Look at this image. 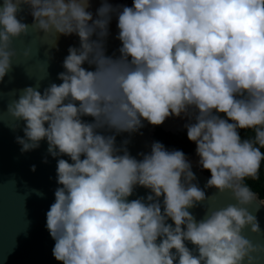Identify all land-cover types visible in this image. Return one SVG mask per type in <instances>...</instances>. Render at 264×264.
Listing matches in <instances>:
<instances>
[{
    "label": "clouds",
    "instance_id": "clouds-1",
    "mask_svg": "<svg viewBox=\"0 0 264 264\" xmlns=\"http://www.w3.org/2000/svg\"><path fill=\"white\" fill-rule=\"evenodd\" d=\"M25 6L31 25L20 16ZM89 8L90 0L0 4V82L12 71L14 40L30 26L79 37L57 74L61 83L42 92L26 86L7 105L17 121L11 128L23 122L20 152L46 140L58 158L46 213L53 257L62 264H255L264 244L242 233L264 232L256 215L264 199L246 183L261 179L264 164V0H103L95 18ZM113 15L119 55L106 54ZM172 116L187 118L197 163L210 172L204 188L230 191L236 201L199 221L189 209L208 197L182 150L156 141L137 159L127 139L116 144V135L139 131L143 121L160 125ZM242 129L254 135L242 138ZM138 186L150 192L129 200Z\"/></svg>",
    "mask_w": 264,
    "mask_h": 264
},
{
    "label": "water",
    "instance_id": "water-1",
    "mask_svg": "<svg viewBox=\"0 0 264 264\" xmlns=\"http://www.w3.org/2000/svg\"><path fill=\"white\" fill-rule=\"evenodd\" d=\"M103 0H90V8L95 18L96 10ZM133 0H108L115 5H132ZM3 0H0V4ZM23 22L31 25L33 18L27 6L20 13ZM117 17L113 15L109 24V35L106 40L108 55H119L117 51L121 42L116 38ZM96 37L93 36V39ZM69 46H79V37L76 34L64 36L56 34L54 30L44 33L33 27H29L28 34L15 39L13 47L17 50V56L13 58V68L2 82H0V264H62L55 260L52 248L55 241L46 227V213L50 205L54 203V190L56 183V162L47 152V141H41L38 149L21 153L20 145L16 142L17 135H23V122L15 131L11 128L17 123L14 117L7 111V105L16 98L19 90L26 86H36L42 92L45 87L61 81L57 74L64 71L62 66ZM25 49H30L28 57L23 55ZM85 68L90 66L85 63ZM86 121H92V117H82ZM184 117H169L160 125H152L143 121L144 126L134 133L123 132L116 135V144L120 146L124 140L130 154L137 159L142 157L140 153H150L157 128L178 134L186 131ZM111 134V133H106ZM194 144L191 152L186 155L191 161L192 171L195 173L199 187L204 189L208 197L199 206L189 209L197 221L204 218L207 211L222 208L230 203H235L230 191L219 192L215 187L204 188L210 173L198 165L199 157L196 154ZM47 156V163L43 158ZM68 159V157H63ZM35 165V171L31 166ZM150 190L136 187L132 196L128 199L146 197ZM162 201V197L160 198ZM264 199V197H261ZM257 202L249 206V210L255 212ZM258 216L261 229H264V207H261ZM168 222L171 223L169 220ZM243 235L254 244H264V232L252 233L245 228ZM188 243V242H186ZM190 248L193 245L188 243ZM256 255V254H253ZM255 264H264V254H261Z\"/></svg>",
    "mask_w": 264,
    "mask_h": 264
},
{
    "label": "trees",
    "instance_id": "trees-1",
    "mask_svg": "<svg viewBox=\"0 0 264 264\" xmlns=\"http://www.w3.org/2000/svg\"><path fill=\"white\" fill-rule=\"evenodd\" d=\"M240 134L242 138H247L248 136L254 135L251 130H240ZM154 140L161 142L166 149L173 150V149H180L186 155L191 152L193 145L195 144L192 141H189L187 138V132L181 131L178 134H173L168 131H164L160 128H157L154 133ZM206 172L210 173L208 170ZM246 183L249 184L254 191L264 197V164H262L261 169V179L253 181L251 179L246 180Z\"/></svg>",
    "mask_w": 264,
    "mask_h": 264
}]
</instances>
